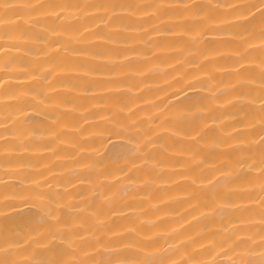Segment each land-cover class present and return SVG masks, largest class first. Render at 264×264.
Instances as JSON below:
<instances>
[{"label": "bare ground", "instance_id": "obj_1", "mask_svg": "<svg viewBox=\"0 0 264 264\" xmlns=\"http://www.w3.org/2000/svg\"><path fill=\"white\" fill-rule=\"evenodd\" d=\"M0 264H264V0H0Z\"/></svg>", "mask_w": 264, "mask_h": 264}]
</instances>
